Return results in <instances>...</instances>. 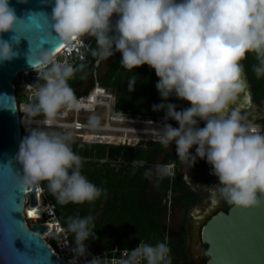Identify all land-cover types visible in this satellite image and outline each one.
Instances as JSON below:
<instances>
[{"label": "clouds", "instance_id": "1", "mask_svg": "<svg viewBox=\"0 0 264 264\" xmlns=\"http://www.w3.org/2000/svg\"><path fill=\"white\" fill-rule=\"evenodd\" d=\"M114 16L118 19L113 25ZM17 22L10 0H0V62L18 57L12 44L2 38ZM51 22L67 43L86 36L95 38L92 55L98 62L119 52L121 65L129 71L144 65L154 69L162 102L154 104L153 110L164 112L159 142L165 148L174 143L178 158L188 168L195 166L197 158L207 161L220 182L212 186L213 197L218 191L237 206L264 205V134L245 123L240 113L231 111L247 86L242 62L250 53L258 60L253 66L257 78L264 77V0H55ZM29 64L34 69L50 65L42 73L45 83L29 108L32 115L43 113L51 122L61 109L80 107L68 81L83 65L78 68L67 60H51L48 51L35 62L30 56ZM136 84L133 75L127 83L129 91H134ZM172 96L191 106L178 110L169 102ZM172 120L178 127L169 122ZM200 121L205 122L203 127ZM88 123L96 127L100 118L92 115ZM139 138L135 145L158 141ZM72 142L70 132L30 130L17 155L24 170L21 184L47 182L48 190L62 205L93 202L106 195V189L82 173L83 158L73 150ZM172 167L157 164L155 175L166 177ZM152 174L149 169L146 176ZM67 227L75 234L71 264H79V258L89 253L86 242L96 235L95 217H69ZM170 252L165 241L154 245L140 241L135 249L121 253L119 264H172ZM86 264L105 261L92 256Z\"/></svg>", "mask_w": 264, "mask_h": 264}, {"label": "trees", "instance_id": "2", "mask_svg": "<svg viewBox=\"0 0 264 264\" xmlns=\"http://www.w3.org/2000/svg\"><path fill=\"white\" fill-rule=\"evenodd\" d=\"M92 62L97 58L92 55ZM122 54L118 53L111 67L98 77L99 83L116 93L115 112L131 116L142 115L149 117H164V112L154 111L153 105L162 102V98L156 88L159 77L155 70L144 65L129 71L121 65ZM258 64L257 57L250 53L243 61L249 82L252 85L254 101L260 104L264 100V77L257 78L253 66ZM136 75L137 84L134 91H129L128 80ZM68 83L76 93L77 98L87 95L95 86V79L91 67L88 65L71 78ZM86 85L81 93L78 87ZM18 99V102H20ZM169 102L179 106L188 102L180 100L175 96L170 97ZM172 125L176 121H169ZM264 131V119L260 120ZM130 143L128 146L116 145L115 143H88L84 140H76L73 137L72 147L83 158L82 173L98 187L106 189V195L93 202L84 204H59L56 198L47 188V182L41 184L45 191L47 200H51L55 207V214L60 223L67 229L71 240L75 243V234L68 227L69 217L92 215L95 217V237L87 241L88 256L110 250L115 246L122 249H134L140 241L156 244L159 241L167 242V228L163 221L168 211V201L173 206L189 209L202 200L201 196L190 189L178 172V167L185 166L177 156V153H168L162 164L175 163L177 173L174 179L169 176L160 178L155 175L152 164L167 148L176 147L173 143L165 148L159 141H140L137 145ZM122 163L116 165L118 160ZM106 160V161H104ZM104 161V162H102ZM145 162L144 165L133 168L135 162ZM152 170L153 179L146 176L148 170ZM172 193V196H170ZM170 196V197H169ZM228 211L234 204L224 199ZM165 201L167 203L165 204ZM31 222V221H30ZM184 226L182 227V238L179 234H172L168 240L171 248L172 264L186 260V255H177L174 248L177 240H183ZM55 242L54 239H50ZM184 249V244H182Z\"/></svg>", "mask_w": 264, "mask_h": 264}, {"label": "water", "instance_id": "3", "mask_svg": "<svg viewBox=\"0 0 264 264\" xmlns=\"http://www.w3.org/2000/svg\"><path fill=\"white\" fill-rule=\"evenodd\" d=\"M54 5L55 0H10L18 22L13 31L2 35L18 57L0 62V264H68L42 238L47 225L28 227L25 223L27 198L32 206L37 205L38 188L27 190L21 184L24 170L17 159L22 127L14 91L16 76L33 69L30 56L35 62L48 51L50 57L57 46L67 43L53 28ZM246 80L231 111L240 113L245 123L259 124L264 108L258 110L247 73ZM205 214L196 233L198 244L206 247L201 252L203 264H264V205L234 204L228 211L207 210Z\"/></svg>", "mask_w": 264, "mask_h": 264}, {"label": "built area", "instance_id": "4", "mask_svg": "<svg viewBox=\"0 0 264 264\" xmlns=\"http://www.w3.org/2000/svg\"><path fill=\"white\" fill-rule=\"evenodd\" d=\"M118 17H113V25L115 24ZM96 44L95 38L91 36L81 37L79 39H76L72 41L71 43H66V46L62 49L61 53L51 60L55 61H64L67 60L72 65L79 68V66L88 65L91 67V70L93 72V77L95 79V86L93 89L89 92L87 95H81L78 97V99L81 101V105L79 108L74 109H67L63 108L60 110V112L57 114V116L49 122L48 119L43 115V113L39 115H32L29 111V108L31 105H33L36 102V93L41 85L45 83L42 73L47 70V67L50 66L49 64H41L36 69H29L24 72L19 73L16 76L15 79V96L18 103V114L21 121V127H22V140L25 136L29 134L31 126H36L37 128L42 129H56V130H62L65 133H72L74 139L75 135H82L84 134L87 136L90 133H95L98 131H101L106 124H99L96 127H92L89 125L88 122H84L82 119H80L81 114L84 113H91L96 116L98 113V108H104L105 113L110 116V113H114L115 110V104H116V94L113 91H110V89H107L103 87L99 81L98 77L100 75L99 66L101 61H94L92 62L90 59V51L92 49V46ZM77 73V72H76ZM75 73V74H76ZM74 74V75H75ZM23 90V91H22ZM101 91V92H98ZM94 94H100L98 95L97 99H99L97 102L92 103L90 105H87V103H90L89 100L92 98ZM25 97V100L18 102L19 98ZM104 97L109 98V105L101 104L100 100ZM68 113H72V118H69ZM66 115L67 117H63ZM121 115V114H118ZM123 116V115H121ZM99 117V116H98ZM107 117V118H108ZM100 118V117H99ZM106 118V119H107ZM125 119V118H123ZM129 119V118H127ZM120 130H129V128L120 127L118 128ZM141 130V129H140ZM146 132L153 131V130H144ZM120 132V131H119ZM146 134V133H140ZM125 139V138H124ZM76 140H84L88 143H111V141H103V140H96V141H88L87 139H76ZM140 140L137 139L136 143ZM152 140V138L150 139ZM155 140L159 141V136L155 138ZM128 144V140L125 139L122 143H115L118 145H126ZM170 165H173L171 168V174L168 175L171 179H174L176 177L177 169L176 165L174 163H169ZM31 187V186H30ZM38 192L40 191V195L42 196L44 205L46 206V216L49 217L50 220H45L44 217L40 218H34L36 222H39L38 224L42 225H48L50 226V230L46 231L42 234V238L44 240H47L49 246L51 247V250L54 252V254L61 260L65 261L68 264H71L73 260L74 253L72 251L73 247L75 246V243L71 240L70 234L67 231V229L60 223V221L57 219L55 214V207L53 203L46 199L45 197V191L43 190L42 186H37ZM171 196V193H170ZM169 196V197H170ZM170 203V200L168 201V204ZM30 201L27 198L26 205H25V223L29 227V222L32 220V218H29V216L26 214L27 207H29ZM170 205V204H169ZM49 232V233H48ZM47 235V236H46ZM55 242H51L50 239H54ZM168 243V239H167ZM86 247L88 249V244L86 242ZM135 249V248H134ZM125 249L120 248L119 246H115L114 248L110 250H106L101 253L92 254L90 257L88 254H86L84 257L79 258V264H85V262L92 258V256H97L104 258L105 264H119V259L121 257V253ZM133 250V249H129Z\"/></svg>", "mask_w": 264, "mask_h": 264}, {"label": "flooded vegetation", "instance_id": "5", "mask_svg": "<svg viewBox=\"0 0 264 264\" xmlns=\"http://www.w3.org/2000/svg\"><path fill=\"white\" fill-rule=\"evenodd\" d=\"M258 105V110L260 111L264 108V100ZM190 106L191 105L189 102H184L179 106L178 109H183ZM204 124V121H200V127H203ZM192 152L193 154H195V148L192 150ZM186 167H188V165L178 167V172L181 174L182 179L190 187V189L199 194L202 200L187 210L184 208L173 206L170 200V205L168 204L166 217H171V214L169 212H171L172 214L174 212H177L178 218L173 228L175 230L174 233L172 232V227L166 225L168 232L167 237L168 240H170L172 234H182V227L184 226L183 240H177L174 243V248L178 251L176 254L186 255L187 262L182 259L181 261H179V264H203L204 261L201 252L203 250L205 251L206 247L198 244L196 233L198 232L201 223L206 220L205 211H226L227 207L222 200L223 197L219 194L218 191L216 192L215 197H213L212 195L213 191L215 190L212 186L218 185L220 182L218 177L212 174V168L206 160L197 158V163L194 167H191V171H188V173H185L184 168ZM199 209H203V212H199ZM179 237L182 238L180 234ZM182 244H184V249H182Z\"/></svg>", "mask_w": 264, "mask_h": 264}, {"label": "rangeland", "instance_id": "6", "mask_svg": "<svg viewBox=\"0 0 264 264\" xmlns=\"http://www.w3.org/2000/svg\"><path fill=\"white\" fill-rule=\"evenodd\" d=\"M118 53L119 52H117L108 61H101L99 69H98L100 71L99 72L100 74L105 73L111 67V65L115 61L116 57L118 56ZM85 88H86V85L83 84L82 86L78 87L77 90H79V92L82 93L85 90ZM110 91H113L115 93V91L112 90V89H110ZM20 100L24 101L25 97H22ZM109 101H110V99H109ZM178 110H182V109H178ZM114 114H117V113L114 112L112 115H114ZM68 115H69L68 119L72 118V116H71L72 113H68ZM92 115H94V114L84 113V114H81L80 119H82L84 122H88L89 121V117L92 116ZM97 115L100 117V123L99 124H106V126H104L101 131H98V132H95V133H90L87 136H85L84 134H82V135L74 134L76 139H87L88 141L92 142V141H94L97 138V139H100V140H103V141H111V143L112 142L113 143H118V142L122 143L125 139H127L128 140V144L126 143L125 146H128L130 143L132 144L131 146H133V145H135L137 139H139L140 136L146 137L145 139H147V140H149L151 138H152V140H155V138L160 136V129H161L162 126L160 127L156 123L163 122V118H161V117L143 116L142 120L148 121V119H150V120H152L154 122L153 124L150 123L152 121L147 122L148 124H132V123H122V122H110L109 120L106 119L107 118V114L105 113V109L102 108V107L98 108ZM125 116H128V115H123L122 117L123 118H128L129 117V119H132V118L135 117V116H128V117H125ZM252 125L257 127V129H258L257 132H260V133L264 134V132L262 130V126L260 124H252ZM125 126L127 128H129V129H132L133 131H137L138 133H135V132H123V131L122 132H118L119 131L118 128L125 127ZM111 127L115 128V129H118V130L112 131ZM176 127H178V125H176ZM32 129H42V128H37L36 126H31L30 130H32ZM145 129L146 130H153V131H150L149 134H148V132L144 131ZM45 130H47L49 132L65 133L62 130H56V129H45ZM143 132H145L146 134H142L141 135L140 133H143ZM145 142H147V141H145ZM116 145H118V144H116ZM175 152H176V147L167 148L166 151L163 154H161V155H159L157 157V159L155 160V164H152V169L154 170L155 166L157 164H162L163 161L165 160L166 155L168 153H175ZM104 161H106V160H104ZM104 161H102V162H104ZM121 163H122V161L119 159L115 164L119 165ZM144 164H145V162H143V161L135 162L134 164H132V167L133 168H137V167L142 166ZM186 172H187V170H185V173ZM150 178L152 180L153 179V175H151ZM194 184H196V183H194ZM49 201H51V200H49ZM223 202H224V200H223ZM169 213L171 214V217H167L166 225L167 226L169 225L170 227H172V232L174 233L175 230L173 228H174L176 220L178 218V216H177L178 213L177 212H174L173 214L171 212H169ZM50 219H49L48 216H46V218H45L46 221L50 220ZM39 222L31 221V222H29V225H31V224L35 225V224H38ZM85 264H86V262H85Z\"/></svg>", "mask_w": 264, "mask_h": 264}, {"label": "bare ground", "instance_id": "7", "mask_svg": "<svg viewBox=\"0 0 264 264\" xmlns=\"http://www.w3.org/2000/svg\"><path fill=\"white\" fill-rule=\"evenodd\" d=\"M74 41V40H73ZM66 46V44H64L63 45V47H61L60 49H59V51H55L51 56H50V59H52V58H54L55 56H57V55H59L60 53H61V51H62V49L64 48ZM98 92H101V91H98ZM98 95H100V94H94L93 96H92V98L89 100V102L90 103H87V105H90V104H92V103H95V102H97L99 99H97V97H98ZM103 98V97H102ZM100 103L101 104H105V105H109V98H106V97H104L103 99H101L100 100ZM63 117H67L66 115H64ZM107 117H108V115H107ZM125 117H128V116H125ZM142 118L143 117H141V116H135L134 118H132V119H127V118H125V119H123V117L121 116V115H118V114H114V115H112L111 113H110V116L107 118V120H109L110 122H122V123H132V124H148L147 122H150V121H144V120H142ZM150 123H154V122H150ZM158 126H162V124L161 123H156ZM112 126V125H111ZM255 127V129H256V131H258V129H257V127L256 126H254ZM111 130L112 131H116V130H118V129H115V128H113V127H111ZM119 131L120 132H135V133H138L137 131H133L132 129H129V130H120L119 129ZM118 131V132H119ZM143 133H145V132H143ZM96 140H98L97 138L94 140V141H96ZM31 189V187L30 186H27V190H30ZM40 191L37 193V205H29V207H27V212H26V214L28 215V213H29V211L30 210H32V209H35L36 211H37V215L36 216H29V218L31 217V218H40V217H42L43 216V214H45L46 213V206L44 205V202H43V199H42V196L40 195ZM202 211V209H199V212H201ZM49 228H48V230L47 231H49L50 230V226H49V224L47 225ZM49 233V232H48ZM47 236V235H46Z\"/></svg>", "mask_w": 264, "mask_h": 264}, {"label": "snow or ice", "instance_id": "8", "mask_svg": "<svg viewBox=\"0 0 264 264\" xmlns=\"http://www.w3.org/2000/svg\"><path fill=\"white\" fill-rule=\"evenodd\" d=\"M61 47H63V45H59V46H57V48H56L55 50H56V51H59V49H60ZM37 214H38V213H37V211H36L35 209L30 210L29 213H28L29 216H36Z\"/></svg>", "mask_w": 264, "mask_h": 264}, {"label": "crops", "instance_id": "9", "mask_svg": "<svg viewBox=\"0 0 264 264\" xmlns=\"http://www.w3.org/2000/svg\"><path fill=\"white\" fill-rule=\"evenodd\" d=\"M166 219H167V217L165 215L164 218H163V221H164L165 225H166V221H167Z\"/></svg>", "mask_w": 264, "mask_h": 264}]
</instances>
